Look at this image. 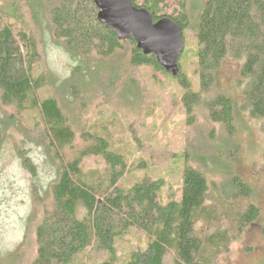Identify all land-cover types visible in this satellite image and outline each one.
Returning a JSON list of instances; mask_svg holds the SVG:
<instances>
[{"label":"trees","instance_id":"16d2710c","mask_svg":"<svg viewBox=\"0 0 264 264\" xmlns=\"http://www.w3.org/2000/svg\"><path fill=\"white\" fill-rule=\"evenodd\" d=\"M83 1L92 6L97 16L93 0ZM165 1L144 0L139 4L133 0V5L150 11L154 22L164 18L175 22L182 30L183 41L186 30L195 31L200 90H192L180 63V72L175 76L185 91L182 101L186 113L191 118L198 106L205 105L211 121L220 124L227 139L234 141L235 121L242 113L254 119L264 118V0H207L196 17L188 13L187 0L180 2L177 15L162 14ZM22 5L34 26L52 38L75 63L70 77L59 84L66 91L75 92L97 79L100 65L93 62L96 56H115L119 47L107 56L91 45L87 31L71 42L64 39L62 33L80 6L78 0H9L0 6L1 102L20 111L28 102L39 109L44 119L47 153L52 159L55 158L50 155L55 153L60 160L51 190L53 204L45 208L35 229L36 256L32 264H72L92 246L115 259L117 239L132 228L148 236V245L133 251L125 264H214L218 255L260 216L259 208L250 201L251 187L230 167L217 186V204H207L209 180L204 166L218 164L233 147L234 153L235 143L225 141L223 150H218L211 160L196 150L188 151L181 196L167 203L161 200L165 186L161 179L144 177L129 188L123 187L121 181L129 169L127 160L96 132H85L86 146L72 160H65L61 153L74 143L75 133L57 98L41 100L37 96L46 84L56 85L57 80L51 75L46 78L35 74L40 63V41L29 27ZM97 24L121 45L113 30L99 21ZM127 42L132 45L133 66H151L167 73L155 55H145L133 38ZM229 58L242 61V107L222 93L204 98L215 88L218 72ZM3 139L1 130L0 146ZM92 157L101 158L106 169L84 170V161ZM25 164L35 175L34 166Z\"/></svg>","mask_w":264,"mask_h":264},{"label":"rangeland","instance_id":"374dc122","mask_svg":"<svg viewBox=\"0 0 264 264\" xmlns=\"http://www.w3.org/2000/svg\"><path fill=\"white\" fill-rule=\"evenodd\" d=\"M6 1L9 0H0V6ZM181 1L166 0L162 14L177 15ZM206 1L187 0L191 17L200 13ZM78 2L79 8L62 33L64 39L71 42L87 31L91 45L107 56L119 48L115 56H96L93 62L100 65L99 76L75 92L59 87L70 77L75 63L52 38L34 26L24 5L21 8L40 41V63L35 74L46 78L51 75L57 80L56 85L46 84L37 96L41 100L57 98L75 133L74 143L61 155L72 160L87 144L85 132H96L127 160L129 169L121 185L129 188L144 177L161 179L165 183L161 200L167 203L181 196L188 151L196 150L211 160L218 150H223L225 141L235 143L234 153V147L228 156L218 153L222 158L218 164L204 166L209 180L207 204H217V186L222 184L224 172L230 167L251 187L250 201L259 208L260 216L218 255L214 264H264V118L254 119L242 113L235 121L234 141L227 139L220 124L211 121L205 105L198 106L190 118L182 101L185 91L177 78L151 66H133L129 40L119 45L110 32L97 24L92 6L87 1ZM184 36L179 63L192 90L198 92V42L193 29L186 30ZM241 66L242 61L227 59L218 72L215 88L204 98L222 93L242 107L245 84L241 82ZM25 106L20 111L16 106L4 105L0 99V131L4 137L0 146V264H32L36 256L35 229L45 208L53 204L51 190L60 161L55 153L50 155L55 159L47 153L40 110L29 102ZM27 162L34 166L35 175L26 167ZM83 168L102 172L106 165L101 158L92 157L84 161ZM147 245L148 236L132 228L117 239L115 259L92 246L72 264H125L133 251Z\"/></svg>","mask_w":264,"mask_h":264},{"label":"water","instance_id":"95a60500","mask_svg":"<svg viewBox=\"0 0 264 264\" xmlns=\"http://www.w3.org/2000/svg\"><path fill=\"white\" fill-rule=\"evenodd\" d=\"M97 19L113 30L119 41L133 38L145 55H155L158 64L172 76L180 72L179 58L184 41L181 28L168 18L154 22L153 15L137 8L133 0H93Z\"/></svg>","mask_w":264,"mask_h":264}]
</instances>
